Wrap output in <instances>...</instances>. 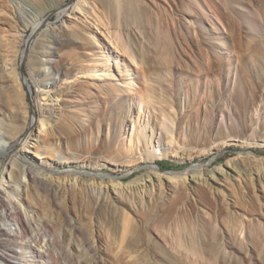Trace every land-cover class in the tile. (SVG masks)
<instances>
[{
	"label": "rangeland",
	"instance_id": "rangeland-1",
	"mask_svg": "<svg viewBox=\"0 0 264 264\" xmlns=\"http://www.w3.org/2000/svg\"><path fill=\"white\" fill-rule=\"evenodd\" d=\"M181 1L138 0L157 15L153 31L162 27L159 17L165 15L172 27L171 37L179 43L175 52L159 44L155 47L149 28L144 36L135 28L136 23L117 32L110 0H0V72L4 67L12 69L9 80L13 84L4 96L7 113L13 118L18 111H27L30 121H38V110L35 108V113L31 109L38 91L54 80L61 81L62 88L56 91L65 94L62 115L69 117L76 129L61 137L55 130L40 131L44 143L56 148L62 142L64 150L86 157L92 135L83 129L92 122L95 139L102 141L104 148L99 149L97 141L91 154L112 157L113 161L105 159L100 163L103 167L83 171L78 166L71 171L111 177L122 186L133 184L132 191L122 187L123 195L110 199L99 196L97 202L86 186L64 187L57 206L35 188L28 187L24 198L9 193L7 185L1 186L8 170L5 168L0 173L2 193L7 202L10 194V207L20 214L28 230L25 235L15 220L0 221V253L5 264H264V88L260 91L255 86L256 64L264 59V0H233L241 1L239 5L246 13L260 19V28L250 41L254 47H261L262 58L247 59L242 57L240 46L247 28L222 0H188L191 16L181 14ZM64 8H76L78 14L60 18ZM35 15L44 24L33 35L30 26ZM17 16L20 22L14 19ZM180 20L186 27H181ZM62 21L70 29L60 30ZM27 24L24 39L33 36L24 45L18 29ZM119 41L133 52H144L148 64L135 54L130 59L116 47ZM49 50L56 52L53 61L68 68L65 76H57L48 65ZM23 76L31 88L19 87ZM260 77L264 82V75ZM241 81L255 98L246 113L240 111ZM108 87L118 92L108 94ZM84 88L89 96L82 94ZM148 94L153 96L148 99ZM99 120L104 125L97 134ZM242 123L245 129L240 128ZM14 125L18 131L24 128L11 144L20 152L27 143L31 145L30 136L39 130L19 118ZM164 125L174 129L176 143L168 145ZM138 126L146 127L148 136L154 131V137L166 148L177 152L174 157L156 161L160 172L184 177L198 168L197 173L204 176L187 183L180 179L166 189L141 183L138 179L145 180L151 174L148 166H127L139 157L137 154L133 159ZM113 132L118 133L117 147L106 152ZM128 150H135L128 154L130 157ZM4 151L0 148V153ZM27 152L22 151L31 156ZM230 162L250 170L254 181L244 172L241 176L233 173L230 178L219 175L220 181L214 182L211 173ZM48 170L50 175L56 172L52 166ZM22 179L27 181L25 176ZM14 188L22 189L18 184ZM119 221L138 232L129 233L122 245ZM47 225L52 232L47 231ZM137 240L142 242L134 248L126 244Z\"/></svg>",
	"mask_w": 264,
	"mask_h": 264
},
{
	"label": "bare ground",
	"instance_id": "bare-ground-1",
	"mask_svg": "<svg viewBox=\"0 0 264 264\" xmlns=\"http://www.w3.org/2000/svg\"><path fill=\"white\" fill-rule=\"evenodd\" d=\"M110 3H112V6L110 9L112 11H114L113 16H114V20H116L115 21L116 22L115 28H116L117 32L122 27H123V29H125V28L130 27L129 25L136 23L135 28L137 30H139L141 33H143L144 36H145V32H144L145 29L149 28V31H151V34L150 33L149 34L152 36L149 38L155 39V41H156V45H154L155 47H158V46L164 47V48H167L166 50H170L173 48L175 50V52L178 51L179 43L177 40L173 41V39L171 37L172 33H173L172 27L169 26L168 22L166 21L164 14L162 15V17H159L160 18L159 23L162 27L159 28L158 31H156V30L153 31L152 30L153 18L155 19L156 18L155 16H157V15L151 14L147 8H144L141 5H139L138 0H110ZM222 3L224 5V7L229 10V12H232L233 14L237 15L240 18L241 24L245 28H247V31L244 34H242V37L240 38L241 39L240 46H241V48H243L242 57H245L246 59L249 58V56H253V57L258 56V57L262 58V52L259 51V49L261 47L260 46L254 47L253 45H251L252 42L250 41V40H252L251 37L254 36L253 34L255 33V31H258L260 28V19H259L258 15L250 14L248 12L246 13V10L242 6H240L239 3L234 2L233 0H222ZM190 7H191L190 1L182 0L180 3L181 14L183 16L184 15L191 16V14L193 12L190 9ZM218 7H219L218 10H220V6H218ZM75 9L76 8H73V9L72 8H66V9L64 8L63 10L60 11V18L65 17L66 14H69L70 16H74V15L78 14V11H75ZM81 10H83V9H81ZM195 16L198 17L199 16L198 13H195ZM67 18H70V17L67 16ZM14 19H17L20 22L19 16H17V18L14 17ZM181 20L179 22L181 24V27L182 28L186 27V24L181 23ZM43 24H44L43 20L39 19L38 16H36V15L33 16V21H31V26H30L33 29L32 30L33 35H35L41 29ZM107 26L108 25H106V27ZM27 28H28V24L23 25V27L21 29H18V32L21 31V34L19 36H20L21 40H23L22 43L24 45H26L28 43V40L30 38H32V36H33L32 35L31 37H29L26 40L24 39V37H25L24 36V30ZM66 29H70V26L68 27V25L66 24V21H62V24L60 26V30L66 31ZM147 34H148V32H147ZM119 39H120V37H119ZM159 41H160V43H159ZM22 43H20V44H22ZM157 44H159V45L157 46ZM113 45L115 46V43ZM116 47L118 49H121L122 51H124L123 53L126 54L130 59H133L134 57L132 58V55L135 54V55L139 56L142 63L148 64V57H146V55H143L144 52H142V54L140 53L141 55L139 54L138 50H137V52L136 51L133 52L128 47H127L128 48L127 49L124 42L122 43L121 41H119V43L116 44ZM55 56H56V52L50 51V53L48 55L49 60L47 63L51 68L54 69L57 76H65L68 73V68H66L65 66H59V64H57V61H53L52 58ZM163 60L164 59H162V61ZM256 69H257L258 78L255 81V86H256V88H258L261 91L264 88L263 78L260 77L261 75H264V59L263 58L260 60V62L258 64H256ZM7 72H9V73H7ZM0 73H1L0 74L1 78H3L2 80H0V118H1V124L3 127V133H2V135H0V148L2 150L5 149L4 152L0 153V173L3 174L4 169L8 168V170L6 171V175L2 180L1 186L7 185V189H8L7 191H9V193L10 192L12 193V191H13L19 197L24 196L28 187L30 189L35 188L37 190H40V191H43L44 193H46L48 195V197L51 199L50 202L53 203V205L55 204L57 206H58V200L62 197L61 196L62 190H64V187L66 188L68 186H76V185H82L83 187L86 186L87 188H89L91 190V192L93 194L92 200H94L95 202L98 201L99 196L100 197L102 196V198L106 197V199H110V198H112L113 195H118V194L123 195L124 192H122V187H125L124 190H128V191L132 189L133 184L132 185L130 184L128 186H122L120 183H118L119 181L115 182L111 177H107L105 179V177L97 176V175H93V174L91 175V174H88V172L78 173V172L71 171V168L78 167V166L81 167V169L83 171L90 170L94 167H96V168L103 167L104 165H100V163L106 162L105 159H109L110 161H113V159H111L112 157H110V158L109 157H102V154H97V155L91 154V151L93 153V151L95 150L94 148H96L95 142H97V141H98L97 147H99V149L104 148V145H102V141L99 142V140H96L97 138L95 139L96 136H94V132H93L95 129L94 123L89 122L88 125H86L83 129L85 134L89 133L90 135H92V138H89V139H91V141L89 140V146H88V148L86 147L87 151L89 150V152L87 154L88 156L86 155V157H76V156L72 155L70 152H68V150L66 151L63 149L65 147V145L62 142H59V145L56 148H54L51 145V143H49V144L44 143V140L42 139V134H41L42 131L44 132V131L49 130V129L53 130V131L55 130L59 134V137H61L63 135H68L69 133L75 131V129H76L75 124L72 121H69L70 120L69 117H67L65 119L62 115L63 110L61 111V106H62V102H64L63 97L65 94H63L62 92L60 93V91H56L58 88L61 90V88H62L61 87L62 85L60 84L61 81L54 80V82L51 83L50 86H46L45 88H42V86H41L42 89H40L38 91L36 103L31 104V109L33 110V112H35L36 109L38 110L39 120L38 121L31 120L30 121V117H29V114L27 111H25V112L18 111L16 115L14 114L13 118L10 117V115L7 113V107H6L5 102H4V96L7 93H9L11 87H13L12 86L13 84H11L12 82L9 80L10 79L9 76L12 74V69L8 70L6 67H4ZM2 73H4L3 75L5 77H2ZM23 78H24V76H23ZM23 80L24 81L19 82V87L23 90H24V88L25 89L31 88L29 79L24 78ZM17 82H18V80H17ZM146 88H147V86H146ZM109 91L118 92V89L114 88V87H110V88L108 87V90H107L108 94L110 93ZM82 94L84 96H87L89 94V91H87L84 88L82 90ZM146 94H147V92H146ZM152 96H153V94L152 95L148 94L147 98L149 99V97H152ZM254 99H255L254 94H252V96H251L249 91H248V85L244 81H241L240 82V111L242 113H246V109L248 108V106L251 105V103L254 101ZM167 105H169V103ZM56 106H58L57 109H55ZM156 115H158V114H156ZM18 118L20 120L22 119V121L24 120V123H26L27 126L29 125V122L32 123V128L39 130V132L30 136V139L32 141V143L30 142L31 145H29V143H27L21 149L20 152L14 151V146L11 145L12 142L17 137L20 136V134L23 132V129H24L23 128V129H21V131H18L15 128L14 121L15 120L17 121ZM115 119H116V117H115ZM103 125H104L103 120H99L96 123L97 134L98 133L100 134L101 127ZM123 125H124V120L122 119L121 124H120V132L123 129ZM147 125H148V122H147ZM173 125L174 124L172 122V126ZM240 126H241L240 127L241 129H245V124L242 123V125H240ZM138 127L139 128L137 130H135L136 132L134 134V137L137 140V141L135 140V142H136V149L135 150L137 153L135 152L133 159L137 154H139L138 155L139 157L135 160L129 159L130 160V161L128 160L129 163H133V164H131V165L129 164L127 166L130 167L134 164H146L148 166V168L151 170V174H149L145 180L138 179V180H141V183L144 184V181L145 182L147 181L154 187H155V184H157L162 189L163 188L166 189V186H168V184H171L173 182L176 183V181H178L180 179L183 180L184 183H187L188 180H193V181L194 180H200L201 177L204 176L203 173H200V172L197 173L198 168H195L192 171L191 175H189V176L186 175L184 177H179L180 175L179 176L178 175L166 176V174L160 172L159 167L156 165V161L160 160L161 158H164V157H168V158L174 157L177 154V152L174 151L173 149L170 150V149L166 148V146L164 144H162L160 138L157 139V136L154 137V135H155L154 131H152V134H149V136H148L147 132H146V127L144 129H141L142 126L141 127L138 126ZM115 130H117V129H115ZM150 130H151V128L149 129V133H150ZM40 131H41V133H40ZM162 131H164L163 135H165V137L169 140L168 145H172L173 143H176L177 140L174 137V129L171 126L164 125L162 128ZM120 132H119V134H120ZM117 135H118V133L113 132V135L111 137L110 142L109 143L107 142L108 144L105 145L106 146L105 147L106 152H110V150L117 147L116 146ZM183 137H185V135ZM100 140H102V139H100ZM103 143L105 144V142H103ZM235 143H238V142L235 141ZM76 144H78V142H76ZM248 145H251V144H248ZM134 148H135V145H134ZM22 151H28L27 152L28 154H30V153H32V154H31V156H28L26 154H23ZM134 151H132V150L126 151L127 156H128V154L132 155ZM128 157H130V156H128ZM121 160L122 159H120V162H121ZM124 163L127 164L126 161ZM122 164H120V165H122ZM51 166L56 169V172L54 173V175L49 174L51 172L48 170V167H51ZM262 170H264V163H263ZM244 172H247V169L243 168L241 166V164L239 167L237 165V163H231L230 162L224 168L219 169L215 174L211 173V174H213V175H211L212 176L211 178L214 182L217 183L220 181L219 175H221L225 178H230V177H232L233 173L237 174V175L240 174V176H241ZM247 173L249 174V177H250V179H252V182H253L254 181V174L250 170H248ZM23 176L27 177V181H23V179H22ZM16 184H18L22 187L21 191L14 188V186ZM1 186H0V221L1 220H11V221L15 220L17 222V224H19L22 233L27 235L28 230L24 226V223H23V220H22L20 214L17 213L16 211H13L10 207V203H9V202H11L10 201V194L8 193L9 195L7 196V199L9 202H7L5 200L4 194L2 193ZM144 187H145V185L143 186V188ZM50 205H52V204H50ZM121 224L122 223H120V221H119L118 225H119V227H121L120 230H121V245H122L125 243V240H124L125 237L129 233H131L132 231L135 233V230H136V232H137V229L134 230V228H132L131 226L130 227L127 226L126 223H123L122 225ZM45 227H46L47 231L52 232V228L50 225H47ZM117 228L118 227H116V229ZM138 237H139V235H138ZM140 241L141 240L131 241V242L127 241L126 244H127V246L134 248L135 246L140 244ZM54 258L58 261V257L55 256ZM5 263H6V260L4 259L3 254L0 253V264H5Z\"/></svg>",
	"mask_w": 264,
	"mask_h": 264
},
{
	"label": "water",
	"instance_id": "water-1",
	"mask_svg": "<svg viewBox=\"0 0 264 264\" xmlns=\"http://www.w3.org/2000/svg\"><path fill=\"white\" fill-rule=\"evenodd\" d=\"M24 57H25V56L22 57L21 65H22L23 62H24V59H25ZM23 79H24V78H23ZM23 81H24V80H23ZM209 163H211V162H209ZM209 163H208V164H209ZM197 167H200V166H197Z\"/></svg>",
	"mask_w": 264,
	"mask_h": 264
}]
</instances>
